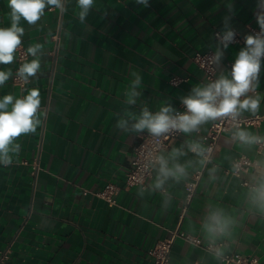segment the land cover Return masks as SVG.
Segmentation results:
<instances>
[{
	"label": "crops",
	"instance_id": "0c3cea01",
	"mask_svg": "<svg viewBox=\"0 0 264 264\" xmlns=\"http://www.w3.org/2000/svg\"><path fill=\"white\" fill-rule=\"evenodd\" d=\"M65 7L64 12L46 8L36 25L21 21L22 44L43 45L40 71L24 90L12 82L16 60L0 64V71L12 72L0 98L20 97L34 87L41 95L37 131L16 138L18 156L11 165L0 164V251L10 246L12 264H151L148 250L178 228L203 244L223 241L222 252L256 256L264 264V210L255 192L264 183V150L258 151L256 140L246 143L237 136L239 131L264 136V121L223 134L206 165L211 120L182 132L160 152L146 187L124 186L132 148L140 140L133 125L142 111L155 114L166 105L176 110L195 88L208 84L192 59L195 52L221 51L217 76L229 79L227 63L234 64L245 44L225 49L214 33L234 30L246 38L248 26L259 25L257 18L264 15V0H148L147 7L136 0H95L83 23L77 0H66ZM10 12L7 0H0V27L11 26ZM260 67L257 92L242 98L260 97L256 113H264V57ZM132 72L141 84L129 103L125 93L135 79ZM173 77L185 80L173 85ZM121 119L127 130L117 128ZM241 154L257 164L244 174L256 188L226 173ZM162 161L184 172L165 178ZM201 168L203 177L182 218L186 183ZM108 182L120 186L118 205L84 194ZM217 212L230 221L224 234L206 228ZM170 262L224 264L180 237L172 244Z\"/></svg>",
	"mask_w": 264,
	"mask_h": 264
},
{
	"label": "clouds",
	"instance_id": "9594fccd",
	"mask_svg": "<svg viewBox=\"0 0 264 264\" xmlns=\"http://www.w3.org/2000/svg\"><path fill=\"white\" fill-rule=\"evenodd\" d=\"M65 2L66 0H7L8 7L11 9V26L0 27V64L9 65L14 62V53L21 47L22 37L25 33L24 27L21 26L22 20L28 25H36L44 16L46 8L56 9L60 12L66 11ZM136 3L148 6V0H136ZM94 4L95 0H77L78 16L81 23L85 21ZM257 22L261 31L264 32V15L258 16ZM234 35L235 33L231 30L223 34L221 43L225 49L233 41ZM42 49L43 45L40 43H33L27 48V54L33 59L24 62L16 73L23 83L27 84L29 78H35L40 71ZM222 55L223 53L217 50L211 62L218 64ZM262 57H264V36L247 35L245 47L239 51L232 66L231 79L221 75L214 82H210L204 87L195 88L193 94L182 101L187 109L184 113L175 111L171 105L162 106L155 114L145 108L133 125V130L137 132L147 130L157 137L170 130L190 133L195 131L198 125L208 120L229 115L235 118L242 111L258 112L259 96L255 98L246 96L243 100L240 97L255 90L256 85H253L252 82L258 79ZM11 76V70L0 71V87L4 86ZM132 76L135 79L131 81L130 89L125 93L129 103H134L132 98L139 95L136 88L141 84V77L136 72H132ZM40 109L39 88L28 89L27 94L20 97L8 94L0 98V164L11 165L14 157L18 156L21 146L15 142L16 138L22 134L27 135L37 131L41 123ZM116 126L127 130V122L124 119L119 120ZM237 136L246 143L257 139L245 131H239ZM193 150L196 149L193 148ZM161 172L165 178L168 176L179 178L177 174L183 173L184 169L177 164L173 171L168 169L162 161ZM157 187H160V184ZM255 192L258 194L257 199L261 209L264 210V183L255 189ZM229 223L227 216L222 212H217L212 214L206 228L210 233L224 234Z\"/></svg>",
	"mask_w": 264,
	"mask_h": 264
},
{
	"label": "built area",
	"instance_id": "2783aa9c",
	"mask_svg": "<svg viewBox=\"0 0 264 264\" xmlns=\"http://www.w3.org/2000/svg\"><path fill=\"white\" fill-rule=\"evenodd\" d=\"M248 29L250 35L259 34L261 36H264V32L261 31L259 25L248 26ZM231 31H233L235 35L233 41L229 44H245V37H243V35L234 30ZM224 33L215 31V39L221 43V38ZM53 38L56 42H59V33H56ZM215 53L216 52L213 50H208L205 52H195L192 55L193 61L205 73L207 83L214 82L218 79L216 64L211 62L212 57L215 55ZM30 57L31 56L27 54V48L23 44L15 52L16 66L12 76V82L21 90H24L27 87L28 83L25 84L20 81L19 78L16 76V73L19 67ZM227 66L229 67L230 72L229 79H231V70L233 64L231 62H228ZM184 80L185 78L182 77H173L170 82L173 85H178ZM254 81L255 80H253L252 82L253 85ZM256 92L257 90L255 88L254 91H249L248 93ZM243 97L244 96H241L240 99L242 100ZM182 101L183 99L181 100L175 111L180 113H184L185 111H187ZM262 121H264V113H255L247 117L239 114L235 118H233L231 115L221 116L214 120H211L209 130L206 135L205 147L203 149V159L205 165L213 161L214 150L220 137L223 134L229 132L232 133V131L236 128H241L245 126H259ZM181 134L182 132L179 130H170L169 132L157 137L149 133L147 130L141 131L139 134V142L135 144L132 148L133 155L130 162V167L125 174L124 186L126 188L134 185L146 187L148 184V180L153 176L154 165L161 161L160 152L164 149L169 148L172 142L177 139ZM256 144L258 147V151H263L264 136L258 137L256 139ZM256 165V162L249 156H247L246 154H241L234 160L232 168L226 170V173L238 177L244 186L256 188L254 184L244 178V174L247 173L251 168L256 167ZM203 173V168L194 171L190 175V178L186 183V196L184 199L182 218L186 215L188 205L190 204L197 192L198 185L203 177ZM119 191L120 186L113 182H108L102 189L97 191H90L88 189H85L84 194L91 193L96 197L105 200L110 205H118L117 197ZM177 237H180L196 245H202L205 249L218 256L224 264H260L259 259L256 256H245L241 253L234 251L222 252L221 248L224 245L223 241L217 243L203 244L199 236L180 231L178 228L172 232V235L169 238L159 240L153 248L148 250V255L151 258V264H171V248L174 240ZM0 264H12L10 246L0 251Z\"/></svg>",
	"mask_w": 264,
	"mask_h": 264
}]
</instances>
